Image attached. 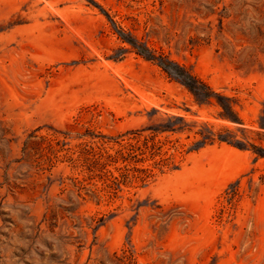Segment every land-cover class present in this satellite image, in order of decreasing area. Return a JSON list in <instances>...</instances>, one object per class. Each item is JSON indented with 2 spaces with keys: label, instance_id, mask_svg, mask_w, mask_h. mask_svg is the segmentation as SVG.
Segmentation results:
<instances>
[{
  "label": "rangeland",
  "instance_id": "374dc122",
  "mask_svg": "<svg viewBox=\"0 0 264 264\" xmlns=\"http://www.w3.org/2000/svg\"><path fill=\"white\" fill-rule=\"evenodd\" d=\"M0 264H264V0H0Z\"/></svg>",
  "mask_w": 264,
  "mask_h": 264
},
{
  "label": "trees",
  "instance_id": "16d2710c",
  "mask_svg": "<svg viewBox=\"0 0 264 264\" xmlns=\"http://www.w3.org/2000/svg\"><path fill=\"white\" fill-rule=\"evenodd\" d=\"M163 67L170 75L174 76L176 79H179L182 83H184L186 86L192 89L191 83L194 80V78L190 74L185 73V71L183 70L182 72H174L168 69L166 66H163ZM146 144H148V140L146 141Z\"/></svg>",
  "mask_w": 264,
  "mask_h": 264
}]
</instances>
